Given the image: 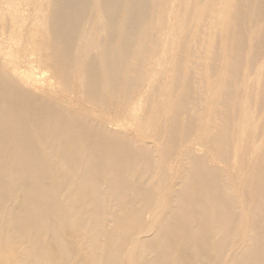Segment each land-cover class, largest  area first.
Here are the masks:
<instances>
[{
  "label": "bare ground",
  "instance_id": "bare-ground-1",
  "mask_svg": "<svg viewBox=\"0 0 264 264\" xmlns=\"http://www.w3.org/2000/svg\"><path fill=\"white\" fill-rule=\"evenodd\" d=\"M3 1L0 264H264V0Z\"/></svg>",
  "mask_w": 264,
  "mask_h": 264
},
{
  "label": "rangeland",
  "instance_id": "rangeland-1",
  "mask_svg": "<svg viewBox=\"0 0 264 264\" xmlns=\"http://www.w3.org/2000/svg\"><path fill=\"white\" fill-rule=\"evenodd\" d=\"M6 3H7V1L6 0H4L3 1V8H4V11L6 12V10H5V8H6ZM7 9V8H6ZM0 24H2V22L0 21ZM43 71V67H41V68H37L36 70L34 69V71H33V73H34V76L33 77H35L36 75L38 76H40V77H35V78H37V79H40V80H44L45 78H48V76H49V74L48 73H46L45 71L42 73V71ZM42 73L41 75H40V73ZM53 89V88H52ZM62 90V87L61 86H56V88H54L52 91L53 92H59L60 93V91ZM137 111H139V109L137 110ZM136 111V113L138 114V116H140V117H144V112H137ZM143 111V110H142ZM129 126L128 127H122L121 125H120V127H117V129L118 130H120L121 132H128L129 131Z\"/></svg>",
  "mask_w": 264,
  "mask_h": 264
}]
</instances>
